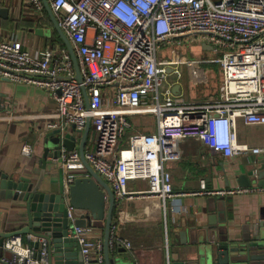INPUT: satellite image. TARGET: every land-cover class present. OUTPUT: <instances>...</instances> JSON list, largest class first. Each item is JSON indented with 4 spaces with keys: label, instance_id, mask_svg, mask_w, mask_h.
Returning a JSON list of instances; mask_svg holds the SVG:
<instances>
[{
    "label": "built area",
    "instance_id": "obj_1",
    "mask_svg": "<svg viewBox=\"0 0 264 264\" xmlns=\"http://www.w3.org/2000/svg\"><path fill=\"white\" fill-rule=\"evenodd\" d=\"M29 1L38 11L45 9L43 0ZM47 1L72 44L82 80L65 45L35 55L15 40H0V79L34 85L53 96L57 121L49 123L50 130L74 126L80 137L90 119L93 146L85 148L84 156L116 201L146 194L166 203L179 196L167 162L178 158L181 142L198 140L224 158L264 154V146L239 138L240 123L264 127V0ZM190 36L201 37L222 55L194 60L181 55L174 47ZM167 47L172 48L166 52ZM204 62L221 67L219 97L190 101L174 94L180 66L194 69ZM136 116H151L156 131L134 129L124 148L125 132L133 129ZM33 152L31 144H24L25 155ZM59 161L68 173V196L77 178L71 171L85 166L78 150L63 148ZM137 180L148 184L143 193L128 189ZM250 188L206 193L230 195ZM67 209L72 222L88 216L70 203ZM90 227L75 226L73 237L85 264H103L104 244L91 239ZM116 241L131 248L129 241ZM1 249L12 254L11 259L0 256L4 264H50L46 248L37 250L21 236L6 239Z\"/></svg>",
    "mask_w": 264,
    "mask_h": 264
},
{
    "label": "crops",
    "instance_id": "obj_2",
    "mask_svg": "<svg viewBox=\"0 0 264 264\" xmlns=\"http://www.w3.org/2000/svg\"><path fill=\"white\" fill-rule=\"evenodd\" d=\"M0 5L9 11L6 18L0 17V40H15L35 55L44 49L59 46L56 40L61 37L49 14L45 18L44 10L38 11L29 0H0ZM183 68L187 69L191 80L198 74L197 67L191 69L182 65L181 73ZM210 74L211 77H217L214 95L195 97L193 86H190L193 83L185 82L180 77L177 83L181 87V94L190 101L218 98L222 84L220 65H213L206 73L208 82ZM57 109V102L44 89L0 79V174H6L18 182L36 184L39 181L43 156L39 139L44 131H50L49 123L57 121ZM131 121L133 129L152 133L156 131L151 116H136ZM72 133L76 137L75 150H78L81 136ZM239 138L254 147L264 146V127L240 123ZM26 143L34 148L30 156L23 153ZM92 146L87 140L86 148ZM48 159L53 161L51 157ZM256 160L257 156L251 154L224 158L198 140L179 143L178 158L167 162L174 191L179 196L168 199L166 203L146 194L116 201L112 236L114 242H117L116 239L129 241L131 248L119 242L115 249L113 244L110 245V258L115 261L114 264H183L195 252L192 244L195 237V232L191 230L193 227L213 230L214 234L222 232V235L235 238L242 235L247 225L264 221V186L255 184L251 188L246 187L252 189L250 192L230 195L206 193L240 188V176L255 168ZM67 174L59 160L56 164L47 165L42 188L48 192L65 190ZM71 174L82 177L87 176L88 172L85 168L71 171ZM202 180L205 188L201 186ZM128 189L143 193L148 189V184L143 180L130 181ZM24 225V203L0 194V243L1 235L19 232ZM90 228L91 239L104 244L105 222L92 221ZM183 232L188 233L187 240L181 236ZM21 237L24 243L37 250L43 248V240L34 236L29 238L30 234ZM1 248L0 245V256L11 259L12 254ZM103 264H106L105 258Z\"/></svg>",
    "mask_w": 264,
    "mask_h": 264
},
{
    "label": "water",
    "instance_id": "obj_3",
    "mask_svg": "<svg viewBox=\"0 0 264 264\" xmlns=\"http://www.w3.org/2000/svg\"><path fill=\"white\" fill-rule=\"evenodd\" d=\"M43 2L55 29L72 57L77 79L81 81L80 68L72 44L59 26L48 1L43 0ZM8 12L7 8L0 5V17L6 18ZM203 47L206 50L213 49L206 43ZM173 93L177 95L182 93L179 83L173 88ZM86 100L89 107L88 99ZM72 132H75L74 126ZM72 132L55 129L44 131L41 134L39 144L43 147L42 171L36 184L29 181L18 182L6 174H0V194H3L7 199L23 202L26 213V225L23 229L9 235H1L0 245L3 246L5 238L30 234L43 240L42 245L47 250L50 264H85L81 246L73 237L74 228L75 226H91L92 221L105 222V261L106 264H114L115 261L110 258V241L116 199L109 184L86 161L84 156L87 140L91 133L90 119L81 135L78 147L88 175L75 179L69 187L68 196L64 190L48 192L42 188L47 165L58 162L63 148L69 152L76 149V137ZM49 157L53 161H50ZM255 165H257L255 168L240 176L241 187H252L255 184L264 186V154L257 156ZM68 203L75 208L86 210L88 213L86 219L72 222L68 218ZM191 230L195 232L196 237L192 242L195 252L183 264H264V221L262 220L253 223V225H247L243 229L242 235L235 238L222 235V232L214 234L213 230L210 232L199 227H193ZM181 236L187 240L188 233L183 232ZM0 264L4 263L0 260Z\"/></svg>",
    "mask_w": 264,
    "mask_h": 264
},
{
    "label": "rangeland",
    "instance_id": "obj_4",
    "mask_svg": "<svg viewBox=\"0 0 264 264\" xmlns=\"http://www.w3.org/2000/svg\"><path fill=\"white\" fill-rule=\"evenodd\" d=\"M30 2V1H29ZM205 44V42L201 39V37L199 36H190L187 37L184 41V44L181 46H175L174 48L183 56H186L189 59H195V58H200V59H212V58H216L220 55H222L221 51H216V50H206L204 49L203 45ZM172 47H167L164 51L168 52ZM168 53H163L162 56L163 57H167ZM213 65H215L216 67H218V64H212V63H208V62H204L201 66L197 67L196 71L198 72V74L196 75V77L192 78V80L189 78V73L187 72V69L183 68V73L181 74V79L185 82H190L193 83V85H190L192 87V89L194 90V96L199 98L204 96V94H207L208 96L210 95H214L215 91L217 89V74L218 71H215V77L212 76L211 74L209 76V82L206 78V73L209 72V69H211L213 67ZM182 69V68H181ZM180 69V70H181ZM199 77V80H198ZM172 79H177V75H173L171 77ZM197 82V83H195ZM198 84V85H197ZM109 93V91H108ZM199 101V100H197ZM155 124V121H154ZM134 132V129L131 130H127L125 132V139L126 142L123 145L124 148L128 147V141H129V137L131 136V134Z\"/></svg>",
    "mask_w": 264,
    "mask_h": 264
},
{
    "label": "trees",
    "instance_id": "obj_5",
    "mask_svg": "<svg viewBox=\"0 0 264 264\" xmlns=\"http://www.w3.org/2000/svg\"><path fill=\"white\" fill-rule=\"evenodd\" d=\"M43 13H44V15H45V18H48V13H47V11H46V9H44V11H43ZM48 21V20H47ZM48 24V23H47ZM49 25L51 26V27H53V25L49 22ZM57 41V44L59 45V46H64V43L62 42V40L60 39V38H58V40H56ZM116 244H117V242H114L113 243V248L115 249L116 248ZM112 248V249H113Z\"/></svg>",
    "mask_w": 264,
    "mask_h": 264
}]
</instances>
